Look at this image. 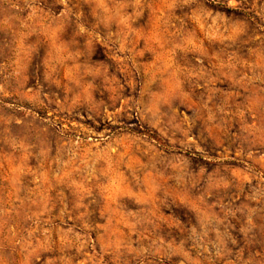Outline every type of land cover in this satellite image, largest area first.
I'll use <instances>...</instances> for the list:
<instances>
[{
  "label": "rangeland",
  "instance_id": "1",
  "mask_svg": "<svg viewBox=\"0 0 264 264\" xmlns=\"http://www.w3.org/2000/svg\"><path fill=\"white\" fill-rule=\"evenodd\" d=\"M0 264H264V0H0Z\"/></svg>",
  "mask_w": 264,
  "mask_h": 264
}]
</instances>
